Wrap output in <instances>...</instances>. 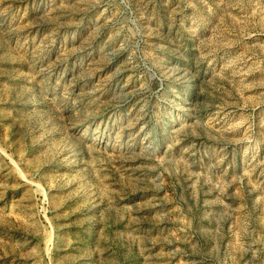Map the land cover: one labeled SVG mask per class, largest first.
<instances>
[{
  "label": "rangeland",
  "instance_id": "1",
  "mask_svg": "<svg viewBox=\"0 0 264 264\" xmlns=\"http://www.w3.org/2000/svg\"><path fill=\"white\" fill-rule=\"evenodd\" d=\"M0 264H264V0H0Z\"/></svg>",
  "mask_w": 264,
  "mask_h": 264
}]
</instances>
